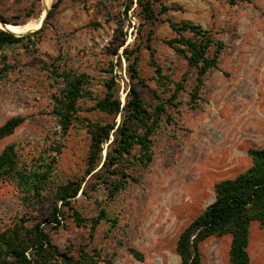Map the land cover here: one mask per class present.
I'll list each match as a JSON object with an SVG mask.
<instances>
[{
    "label": "rangeland",
    "instance_id": "1",
    "mask_svg": "<svg viewBox=\"0 0 264 264\" xmlns=\"http://www.w3.org/2000/svg\"><path fill=\"white\" fill-rule=\"evenodd\" d=\"M56 1L0 0V12L14 17L18 25H39ZM136 1L60 0L39 40L32 37L34 50L21 43L0 50V68L14 65L7 77L0 78V125L13 116L25 117L13 134L0 139V152L8 143H16L27 163L48 161L53 155L57 159L50 186L39 200L27 197L13 181L0 183V231L25 218L29 227L42 222L62 252L77 254L86 245L89 251L100 249L103 256H112V264H181L178 237L214 202V184L247 169L251 165L248 149L264 146V0L235 6L226 0H161L181 8L158 16L155 25L144 21ZM154 6L158 9L159 2L154 0ZM29 9L34 11L31 17L25 14ZM167 18L201 24L225 44L219 68L208 73L196 109L187 105L196 70L188 71L186 60L167 44L166 39L174 35ZM151 28L155 60L174 80L187 73V82L176 99L181 105H169L163 114L152 162L146 168L137 167L138 181H130L108 201L106 184L85 174L90 137L84 121H75L67 134L60 135L61 128L50 111L51 95L63 85L45 65L61 54V69L73 67L98 81L92 86L95 94L103 92V80L114 76L122 103L130 83L137 85L148 102L158 103L156 92L167 98L172 91L158 86L149 50L143 44ZM25 42L32 49L33 44ZM139 44L141 82L130 78L123 55L125 47ZM92 105L91 100L81 103V117L113 120L112 115L92 110ZM109 142L104 144L103 157ZM69 179L81 181L71 203L83 216L97 215L102 206L111 216H118L117 226L108 231L109 224L102 221L91 238L90 227L78 226L61 203V224L45 222L56 186ZM231 238L226 234L205 239L199 245L202 264H231ZM247 249L250 264H264V228L258 221L250 225Z\"/></svg>",
    "mask_w": 264,
    "mask_h": 264
},
{
    "label": "trees",
    "instance_id": "2",
    "mask_svg": "<svg viewBox=\"0 0 264 264\" xmlns=\"http://www.w3.org/2000/svg\"><path fill=\"white\" fill-rule=\"evenodd\" d=\"M159 2V8L154 6V0H137L145 22L155 25L158 16L171 9L181 8L177 5L168 6ZM251 0H226L235 6L240 2ZM60 0L52 4L47 12L43 26L23 36L0 28V50L5 47L22 44L24 48L34 50L35 42L32 37L40 38L49 23L54 9ZM133 0H130L132 3ZM130 8V5L127 6ZM33 10L26 11L31 17ZM14 18V17H13ZM12 17H6L0 12V20L19 24ZM174 35L166 42L187 62L188 71L196 70V82L189 92L187 105L191 109L199 107L201 91L206 83L210 71L219 68L221 54L225 46L221 39L215 37L211 29L189 20L174 21L167 18ZM153 28L147 36L145 47L149 50L150 63L155 67L158 86L172 91L169 97L163 98L158 92L155 96L158 103L148 102L136 84L130 83L127 97L122 103L118 95V82L114 76L103 80V92L95 94L92 86L98 82L85 71H78L73 67L61 69L60 61L63 55H58L55 63L45 67L58 78L62 87L59 92L51 96V115L61 128L60 135L68 133L75 121L83 120L90 137L89 151L85 162V174H92L101 183L106 184L107 200H113L122 192L130 181H138L136 168H146L153 160L155 135L162 126L163 114L169 105L175 108L181 105L176 100L178 94L185 90L187 73L181 79L174 80L163 72L162 66L155 60V52L151 41ZM31 42L32 49L25 41ZM25 42V43H24ZM141 44L136 47H125L123 55L128 63V74L132 79L142 81L139 71ZM58 62V63H56ZM14 65L5 64L0 68V78L8 76ZM173 83L174 87L170 84ZM91 100L92 110H98L113 116L111 121L91 120L81 117L79 111L81 103ZM120 115V121L116 118ZM25 117L13 116L0 125V139L11 135L24 122ZM112 138V139H111ZM110 141V142H109ZM109 142L103 157L104 144ZM60 152V148H58ZM251 165L233 178H226L214 184L215 200L202 213L195 217L180 233L177 241V253L181 264H202L199 245L209 236H223L230 234L229 261L231 264H250L248 252L250 225L258 221L264 228V146L248 149ZM56 157L50 160L40 159L35 163L22 160L16 143H8L0 152V183L13 181L27 197L39 200L43 192L50 186ZM111 176L114 179L109 180ZM81 189V181L69 179L56 186L54 201L45 222L61 224L64 211L59 206L66 207L70 216L78 226H89L92 238L96 228L105 221L109 230L118 224V216H111L105 207L100 208L97 215L88 218L83 216L71 203ZM85 192V189H82ZM25 218L0 231V264H112L113 257H105L100 249L89 251L86 245H81L77 254L62 252L51 242L42 222L32 226L25 225ZM89 224V225H88ZM136 256L141 257L132 249Z\"/></svg>",
    "mask_w": 264,
    "mask_h": 264
},
{
    "label": "bare ground",
    "instance_id": "3",
    "mask_svg": "<svg viewBox=\"0 0 264 264\" xmlns=\"http://www.w3.org/2000/svg\"><path fill=\"white\" fill-rule=\"evenodd\" d=\"M44 16V14L42 15ZM41 16V17H42ZM43 18V17H42ZM41 18V19H42ZM41 22V21H40ZM37 25L36 22H29V23H26L24 25H18V24H12V23H8L7 25L3 26L4 28L6 29H10L11 31L15 32V33H24L28 30H32L33 27H35ZM2 26V24L0 23V27ZM40 26V23L39 25H37L35 28H38ZM32 28V29H31Z\"/></svg>",
    "mask_w": 264,
    "mask_h": 264
},
{
    "label": "water",
    "instance_id": "4",
    "mask_svg": "<svg viewBox=\"0 0 264 264\" xmlns=\"http://www.w3.org/2000/svg\"><path fill=\"white\" fill-rule=\"evenodd\" d=\"M47 12H48V11H46V13L44 14L43 18L41 19L40 26H39L36 30L40 29V28L43 26V23H44L45 17H46V15H47ZM0 23L2 24V26L0 27L1 29H4V30H7V31H10V32L14 33L16 36H23V35L28 34V33H30V32L36 31V30L34 29L33 31H32V30H28V31H26V32H24V33H15V32H13V31H11L10 29H6V28L3 27V26H5V25H7L9 22H6V21H3V20H0ZM13 25H14V24H13ZM105 153H106V152H105Z\"/></svg>",
    "mask_w": 264,
    "mask_h": 264
}]
</instances>
